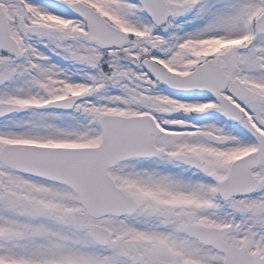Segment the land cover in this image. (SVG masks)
<instances>
[{"label":"snow or ice","instance_id":"1","mask_svg":"<svg viewBox=\"0 0 264 264\" xmlns=\"http://www.w3.org/2000/svg\"><path fill=\"white\" fill-rule=\"evenodd\" d=\"M0 264H264V0H0Z\"/></svg>","mask_w":264,"mask_h":264}]
</instances>
